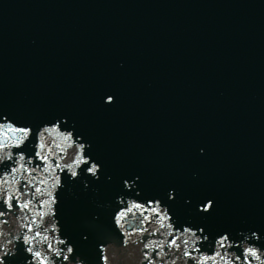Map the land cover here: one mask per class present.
Here are the masks:
<instances>
[{"label": "water", "instance_id": "obj_1", "mask_svg": "<svg viewBox=\"0 0 264 264\" xmlns=\"http://www.w3.org/2000/svg\"><path fill=\"white\" fill-rule=\"evenodd\" d=\"M93 1L0 0V113L9 116L8 120L0 118V125H3L0 140L5 138L3 134L7 133L10 121L36 128L51 127L46 125L48 120L65 118L75 133L84 138L81 143L92 146L94 141H89L90 137L101 133L91 153L99 164L111 162L107 158H114L117 167L116 171L106 168L99 172V179L83 170L75 178L66 170L62 173V185L57 188L54 207H60L59 213L67 210L71 198L78 199L75 191L59 204L58 194L72 183L79 184L84 197L103 193L84 199L76 219L81 220L82 231H94L104 226L109 237L101 235L81 246L73 235L65 237L69 230L62 229L61 216L35 238L46 223L44 220L39 222V218L50 215L47 195L42 201L43 193L49 192L46 185L40 183L37 173L41 161L34 155L35 137L22 146L24 160L17 155L20 149H0V188L15 192L21 187L22 199L32 201L28 209L8 211L17 216H12L11 222L19 228L26 225L24 218H34L33 230L24 231L20 238L30 236L33 251H38V246L43 243L48 244V250L39 252L43 256L49 253L50 259L57 254L62 257L66 246L72 247L74 251L68 252L69 259L62 258L58 264H105L103 257H107V264H147L145 252L152 253L153 249L158 255L149 257L152 264H261L264 262V115L241 103L243 111H236V114L246 124L235 123L240 129V136L235 137L217 112L207 114L201 111L209 104L213 108H225V105L210 103L207 87L167 86L151 79L136 78L133 81L119 75L121 63L116 59H111L116 62L113 65L115 75L101 70L97 74L71 78L68 67L85 58L93 49L84 46L79 39L68 42L71 28L66 20L67 9ZM111 1V9L115 0H97V3L106 6L105 3ZM179 1L183 4L179 9L182 16L174 15L170 25L176 30H183L185 26L190 35L201 40L214 33L221 24H231V15L235 12L230 7L219 8L214 0ZM246 1L252 5L264 3V0ZM165 3L173 5L168 0ZM213 6L215 15L207 12L213 10ZM195 9L199 11L194 13ZM202 14H206V22L212 23L210 29H200L198 24ZM73 19L77 20V16ZM131 27L137 28L136 25ZM244 29L245 25H242L236 30L241 35L240 31ZM258 34L264 43V26L258 28ZM134 35L128 38L131 40ZM103 43L107 46L114 44L111 37ZM108 49L114 52L111 47ZM108 95L114 97V102L105 103ZM170 98L191 100L201 108L185 107L181 103L174 108L165 106V110H155L148 100ZM122 108L127 111L123 112ZM215 122L220 127L213 125ZM60 123H63L62 119ZM7 134L10 137L7 143L11 144L16 134ZM44 142V155L52 157L61 166L70 163L69 157L75 153L58 132H52ZM62 150L66 152L63 158L57 155ZM9 153L13 156L11 161L8 160ZM21 165L31 168V174ZM12 167L19 171L11 173ZM6 172L9 174L5 175ZM124 180L134 183L132 191L123 185ZM28 181L31 183L25 187L24 182ZM37 187L40 192L35 191ZM137 190L140 196H137ZM169 192L174 197L171 201H168ZM111 195L115 200L112 203ZM147 198L161 199L169 207L175 231L168 227V220L161 226L156 214L149 210L157 205L148 204ZM209 198L214 201L210 212L198 211V206ZM135 204L145 206L135 207ZM118 210L126 212L120 227L115 226L113 219ZM184 225L193 227L194 232H183ZM196 228L205 229L206 241L199 240L201 234ZM140 229H147V232ZM225 231L231 234V246H227L229 242L226 241L224 247L230 252L227 260L222 255L223 248L214 241L217 234ZM4 232H0L1 245L5 244L9 230L5 228ZM253 232L261 239L257 240ZM120 233H126V243ZM169 233L177 239L179 248L169 244ZM101 244L105 245L103 249ZM250 245L261 249L260 261L246 253ZM194 247L200 250L192 251L189 260L185 253ZM6 253L0 250L5 264H31L27 253L16 258H8ZM49 264H53L52 261Z\"/></svg>", "mask_w": 264, "mask_h": 264}, {"label": "snow or ice", "instance_id": "obj_2", "mask_svg": "<svg viewBox=\"0 0 264 264\" xmlns=\"http://www.w3.org/2000/svg\"><path fill=\"white\" fill-rule=\"evenodd\" d=\"M112 102H114V97L112 95H108L105 98V103H112ZM0 118L8 120L9 116L0 113ZM61 119L63 120L62 124L60 123ZM46 125H51V127L44 126V127L33 128L27 124H20L18 122L10 121L8 124L7 133H15L16 135L14 137L13 142L9 144L7 143V140L10 139V137L8 136L7 133H4L3 135L5 138L3 140H0V149L5 148V147H13V148L20 149L17 155L19 156L20 160H24L25 152L23 151L22 146L26 145L28 141H30L33 137H35L36 149L34 150V155L38 160L42 161L45 165H47L49 158L47 155H44L42 151L46 147V144L44 142V136H45V133L51 134L52 132H58L59 135H61L63 139L66 142H68L69 147L73 149L75 154L73 157H69L70 163H65L62 167L59 164H53L51 167H55L61 171L66 170L71 175V177H74V178L78 177L79 175L78 169H79L89 174H92L93 176L96 177V179H99L98 173L101 170V165L97 162L96 159H94L93 154L91 153V150H90L91 145L87 144L86 142H83V143L80 142V141H84V138L80 136L79 134L75 133L74 128H72L71 125H69L68 121L65 118H54L52 120H48L46 122ZM0 127H3V125H0ZM61 129L63 130L61 131ZM12 158H13L12 154L9 153L8 160L11 161ZM40 166L41 165H37V167H40ZM20 167L25 168V170L29 174H31L32 172L31 168H26L25 165H21ZM17 171H19L17 167L11 168V173H16ZM8 174L9 173L7 172L5 173V175H8ZM30 183H31L30 181L24 182V186L27 187L30 185ZM40 183H43V181H40ZM133 184L134 183H129L128 180H124L123 182V185H127L129 190L131 191L133 189L132 188ZM60 185H61V178L56 177L54 186L59 187ZM35 191L40 192L41 189L37 187ZM17 193H19V195H17ZM23 194H24L23 188L21 187H17L15 192L8 191V190L0 191V218L5 217L8 211H11L13 209L19 210V209L30 208L32 201L22 199ZM48 195L50 196V200L52 204L54 205L56 203V196L51 193H49ZM137 196H140L139 190H137ZM173 198H174L173 193L169 192L168 201L173 200ZM147 203L157 205V207L151 208L149 210L156 214V217L159 219L161 226H163V222L165 220H168L169 221L168 227L172 228L175 231L176 225H174L171 222L173 215L171 214L169 207L165 203H163L161 199H158V198H147ZM161 205H163V207H161ZM213 206H214V201L209 198L198 206V211L203 212V213H209L210 210L213 208ZM135 207H142V205L135 204ZM52 211L54 214L55 212L54 208ZM127 211H130V209H128ZM125 215H126V212L120 211V210H118L114 214L113 219L116 222L115 224L116 227L121 226L123 217ZM193 229L194 228L191 226L184 225L181 230L184 232L186 230L193 231ZM29 230H31V226H29ZM196 230L201 234L199 235L200 241L201 240L206 241L208 239V236L204 234L205 233L204 228H196ZM140 231L147 232V229H140ZM120 235L123 241L126 243L127 240L124 239V236L126 235V233L124 234L120 233ZM252 235L257 240L261 239V237L256 232H253ZM169 237H170L169 244L172 247L179 248L180 244L177 243V239L172 235V233H169ZM230 237H231V234L225 231L223 233L217 234L216 237L214 238V241L221 248H224L226 246L225 242L228 241L229 243L227 246L230 247L231 246ZM86 238L87 237H85V239ZM25 243H27V241H25ZM61 243H65V242L61 241ZM104 247H105L104 244L100 245L101 249H103ZM199 250H200L199 248L194 247L191 251H187L185 255L189 257V260H191L192 251H199ZM260 250L261 249L255 247L254 245H250L245 251L251 257L261 258ZM27 251L37 258L38 264H49L48 259L45 258L42 253L33 251L32 247H28ZM68 251L72 252L73 248L69 247ZM157 255H158V252L156 251V249H153L152 253H149L146 251L145 257L147 260V264H152V260L149 257H154ZM64 259L67 260L69 259V257L64 256ZM103 259L105 260V264H107V257H103ZM0 264H5V257L2 255H0ZM200 264H202V262H200Z\"/></svg>", "mask_w": 264, "mask_h": 264}, {"label": "clouds", "instance_id": "obj_3", "mask_svg": "<svg viewBox=\"0 0 264 264\" xmlns=\"http://www.w3.org/2000/svg\"><path fill=\"white\" fill-rule=\"evenodd\" d=\"M257 261H260V258H256ZM261 264H264V262H261Z\"/></svg>", "mask_w": 264, "mask_h": 264}]
</instances>
